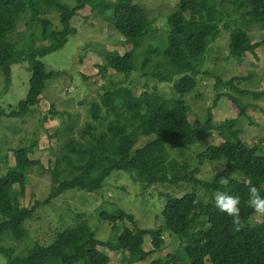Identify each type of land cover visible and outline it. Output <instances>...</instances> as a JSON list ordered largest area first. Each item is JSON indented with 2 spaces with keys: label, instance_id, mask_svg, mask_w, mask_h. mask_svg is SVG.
Listing matches in <instances>:
<instances>
[{
  "label": "trees",
  "instance_id": "obj_1",
  "mask_svg": "<svg viewBox=\"0 0 264 264\" xmlns=\"http://www.w3.org/2000/svg\"><path fill=\"white\" fill-rule=\"evenodd\" d=\"M234 4L238 9H246L244 17L250 24L264 23V0H236ZM49 6L60 10L58 29L44 17L43 8ZM222 6L223 1H179L178 9L168 17L169 32L164 46L149 47L140 68L146 78L162 84L173 83L178 97L166 98L147 90L137 96L132 88L120 85L105 91L100 103L92 104V119L100 123L103 109L113 119L103 131L88 125L80 141L71 138L61 147L63 154L52 170V190L43 202H36L32 207H19L18 201L26 194L27 170L41 163L30 158L33 146L15 150V170L0 176V215L4 218L0 223V241L7 233L18 241L24 240L29 235L25 224L41 204H50L68 191L98 192L117 171L132 173L134 179L146 187L162 184L177 188L187 184L194 186L193 191L182 197L176 196L174 191L163 194L167 200L162 211L164 224L155 230L140 229L135 217L124 210L101 211V220L116 226L119 222H129L133 229L123 227L114 245L98 240L88 222L81 219L76 226L57 234L51 245H36L25 256H15L13 250L0 245V253L6 256L7 264H110V257L100 250L102 247L127 253L137 261H147L153 251L145 250V238L150 236L154 251H159L164 246L165 232L187 244L184 249L189 264H264V222H252L255 213L248 205L249 186H256L264 196V156L259 155V145L249 146L240 138L244 127L256 124L249 116L254 104H246L241 98L252 97L258 101L264 99V92L239 88V82L249 81L251 76L236 77L228 82L217 79V90L224 86L238 95L222 93L217 97V100L227 97L238 116L214 125L209 115L205 125L198 128L192 127L189 108L183 101L185 95L196 89V78L201 74L205 55L220 35V25L227 17L220 11ZM87 7L105 16L124 38V43L131 46L124 55L115 52L107 55L101 73L112 69L129 76L136 71L137 50L154 31L155 24L145 9L133 0H77L74 8L59 0H0V71L4 74L6 89L11 84L14 64L29 61L32 72L28 95L10 117L28 114L40 103L48 81L62 75L48 71L42 59L61 50L76 34L72 21ZM25 14H30L40 31L38 36L28 39L34 41V46L24 48L22 45L28 41L17 44L10 37L16 34ZM36 37L42 42L39 47L35 44ZM261 46L262 43H252L246 31L236 30L231 34L230 54L240 63L248 53L256 55ZM153 56L159 60L153 71L146 72ZM176 78L179 79L175 81ZM3 115L0 108V118ZM214 131L223 142L197 155L199 167L190 169L188 163L171 156L169 149H190ZM150 137L153 139L142 146L140 141ZM220 160H225L226 165L211 182L197 178L205 162ZM221 177H227L229 183H220ZM15 186H19V191H14ZM197 187L206 191V201L199 198ZM217 192L240 197L245 227L239 232L235 231L232 218L215 207L214 194ZM152 264L176 262L154 261Z\"/></svg>",
  "mask_w": 264,
  "mask_h": 264
},
{
  "label": "rangeland",
  "instance_id": "obj_2",
  "mask_svg": "<svg viewBox=\"0 0 264 264\" xmlns=\"http://www.w3.org/2000/svg\"><path fill=\"white\" fill-rule=\"evenodd\" d=\"M74 8L77 0H59ZM116 1V0H107ZM142 6L148 17L154 21V31L144 39L136 54V71L129 76L117 73L112 69L101 73L106 64V57L111 53L124 55L131 46L124 43V38L107 21L105 16L93 12L87 7L73 19L72 27L76 34L71 36L67 44L59 51L42 59L48 71L61 72L60 77L47 83L41 96L40 103L21 117H10L13 110H18L20 102L28 95L32 72L29 61L12 66L11 84L6 89L4 74L0 71V108L4 115L0 118V176L15 170V150L33 146L30 158L39 161L40 166L27 170L26 194L20 197L19 207H32L36 202H43L52 190V170L63 151L61 149L71 138L80 141L81 134L91 125L98 131H103L113 117L103 109V119L100 123L92 119V104L100 103L102 95L115 86H126L134 90L137 96L143 91L157 92L166 98L178 97L173 83H159L146 78L140 68L149 47L162 48L167 40L169 25L168 17L178 9L180 0H133ZM222 2L220 11L227 16L220 25V35L214 40L205 55L200 67L201 74L196 78V89L183 97L189 108V120L193 128H198L213 117V124L219 125L225 121L236 119L237 109L231 105L227 97L217 100L218 94H232V90L221 87L215 88L217 79L228 82L233 78H246L240 81L239 88L255 92H264V23H252L244 17L246 9H238L236 0H214ZM44 17L60 28V10L56 6L43 8ZM228 25V28H225ZM236 30L246 31L252 43H262L256 55L248 53L240 63L230 54L231 34ZM40 29L32 20L30 14L23 15L16 34L10 37L14 43L21 44L30 36H38ZM37 38V37H36ZM35 44L39 47L42 42L37 38ZM24 48L34 46V41L22 45ZM159 58L153 56L146 72L154 70ZM179 78H176L178 80ZM239 81V80H238ZM236 81V83L238 82ZM246 104H254L249 110V116L256 123L254 126L243 128L240 138L249 146L259 145V155L264 156V99L255 101L251 98H241ZM217 100V103L215 104ZM211 110V111H210ZM210 111V112H209ZM150 138L140 143L143 146ZM223 140L214 131L197 141L190 149H169L171 156L181 163H188L190 169L199 167L198 154L210 146H218ZM139 143V145H140ZM225 160L207 161L197 175L199 180L211 182L218 170L224 168ZM194 186L181 185L177 188L169 185L156 184L146 187L143 182L136 181L129 172L117 171L108 178L101 190L95 193L86 191H68L53 200L50 204L40 205L33 218L25 224L29 235L22 241L16 240L7 233L0 245L13 250L15 256H25L36 245L47 247L52 244L57 234L76 226L79 220L87 221L98 240L117 244V238L123 227L133 229L129 222L112 225L100 219L101 211L113 213L124 210L135 217L137 226L144 230H155L164 224L162 211L166 204L163 194L174 191L182 197L192 192ZM19 191V186L14 187ZM200 199L207 200L206 191L197 187ZM216 194V193H215ZM214 194V195H215ZM82 216V218H78ZM4 218L0 215V223ZM253 223L264 222V217L256 214ZM116 226V227H115ZM164 246L154 251L151 237L145 238V250L153 251L147 261H137L127 253L110 251L100 248L110 257V264H152L154 261L164 263L172 260L176 264H189L185 254V242L170 232L163 234ZM0 264H7V258L0 253Z\"/></svg>",
  "mask_w": 264,
  "mask_h": 264
},
{
  "label": "clouds",
  "instance_id": "obj_3",
  "mask_svg": "<svg viewBox=\"0 0 264 264\" xmlns=\"http://www.w3.org/2000/svg\"><path fill=\"white\" fill-rule=\"evenodd\" d=\"M220 183L227 185L229 179L227 177H221ZM249 198L248 205L259 217H264V196L259 194V190L256 186L252 185L248 188ZM215 207L222 213H226L232 218V224L235 231L239 232L245 227V224L241 218V199L237 195L230 194L228 192H217L214 196Z\"/></svg>",
  "mask_w": 264,
  "mask_h": 264
}]
</instances>
